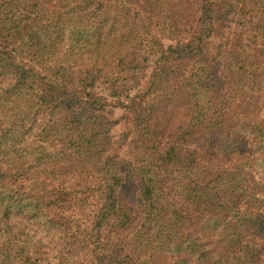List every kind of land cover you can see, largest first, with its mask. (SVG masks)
<instances>
[{
    "label": "trees",
    "instance_id": "16d2710c",
    "mask_svg": "<svg viewBox=\"0 0 264 264\" xmlns=\"http://www.w3.org/2000/svg\"><path fill=\"white\" fill-rule=\"evenodd\" d=\"M187 1L0 0V264H264V0Z\"/></svg>",
    "mask_w": 264,
    "mask_h": 264
},
{
    "label": "rangeland",
    "instance_id": "374dc122",
    "mask_svg": "<svg viewBox=\"0 0 264 264\" xmlns=\"http://www.w3.org/2000/svg\"><path fill=\"white\" fill-rule=\"evenodd\" d=\"M242 1L244 0H239V1L236 0L237 5L247 12L248 10L242 7ZM262 4L263 3L259 1L258 6ZM161 14L167 15L166 16L167 18H169V15H173L176 26H180L183 23L187 25L196 26V12L193 11L191 0H188L184 5L181 6V9L175 13L162 12ZM263 16H264V13H263ZM150 17L154 19L152 16ZM140 18L141 16H139L138 18H134L133 20H138ZM141 20H143V18H141ZM243 20H244L243 18H241L240 16H238V14H236V23H231V22L228 23V26L225 27L226 31L223 32L222 34V38H218L216 36L210 37L208 45H211L213 48L218 47L220 49H223L224 48L223 43H222L223 40L230 41L236 34V48H237L238 43H242L245 46L244 48L245 52L247 49L252 56L254 57L260 56V53L263 52L264 50L263 49L264 45L262 41L260 40L256 41L255 43L251 42V39H250L251 32L248 30L246 26H243L241 24ZM160 23H162L161 19H159V24ZM174 36H181V38H186L187 36H190V34L179 33ZM162 41L164 44L170 42V40L168 39H163ZM82 53L84 55L83 57H86L88 55V53L85 51ZM263 88H264V81L262 78H260V80L254 85L253 90L250 92L251 95L245 96L244 98L240 99V103H244L249 108L250 115L253 118L257 119V121L262 118L263 113H264ZM121 112L122 111L120 108H114L112 110V116L114 118H117L119 117ZM125 130L126 129H125L124 123L121 120L118 121L116 124H114L110 129L111 140L116 141L117 139H119V142L114 143V148H116V150H118L119 152L125 151V147H127V143L129 140V137L125 140H122L120 138L121 135L124 134ZM231 140L234 143L233 144L234 150L238 148L240 151H243L246 148V143L244 141V138L241 136H238L236 138V133L231 136ZM256 158H257V161L252 163V168L255 171L261 172L260 178L262 181H264V153H258ZM72 184L77 189V191H80L87 186L88 187L86 189L87 194L93 193V190H95V186H96L95 180L90 179V178H85V177H81L78 180L73 181ZM0 240H1V236H0ZM168 259L174 261L177 264H196L197 263L194 257L186 256V255H182L177 258L171 255ZM74 264H76V262H74Z\"/></svg>",
    "mask_w": 264,
    "mask_h": 264
}]
</instances>
